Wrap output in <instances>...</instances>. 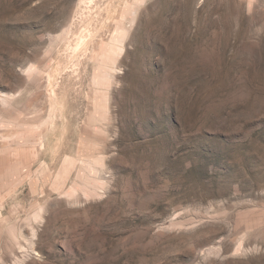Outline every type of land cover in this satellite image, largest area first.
Instances as JSON below:
<instances>
[{"label":"rangeland","instance_id":"1","mask_svg":"<svg viewBox=\"0 0 264 264\" xmlns=\"http://www.w3.org/2000/svg\"><path fill=\"white\" fill-rule=\"evenodd\" d=\"M0 264H264V0H0Z\"/></svg>","mask_w":264,"mask_h":264},{"label":"bare ground","instance_id":"2","mask_svg":"<svg viewBox=\"0 0 264 264\" xmlns=\"http://www.w3.org/2000/svg\"><path fill=\"white\" fill-rule=\"evenodd\" d=\"M118 48V47H117ZM119 50V49H118ZM114 51V50H113Z\"/></svg>","mask_w":264,"mask_h":264}]
</instances>
